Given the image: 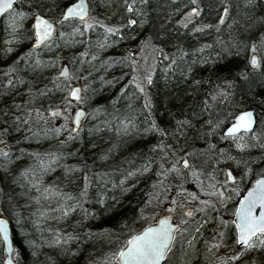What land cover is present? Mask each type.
<instances>
[{"label": "trees", "instance_id": "16d2710c", "mask_svg": "<svg viewBox=\"0 0 264 264\" xmlns=\"http://www.w3.org/2000/svg\"><path fill=\"white\" fill-rule=\"evenodd\" d=\"M68 1L15 0L0 17V214L12 264H113L152 205L201 212L215 172L196 150L216 151L220 167L248 164V179L264 173V0H87V19L58 22ZM36 11L55 28L32 48ZM72 81L85 110L75 132L63 107L48 113ZM243 108L256 121L237 143L222 128Z\"/></svg>", "mask_w": 264, "mask_h": 264}, {"label": "flooded vegetation", "instance_id": "af4514ba", "mask_svg": "<svg viewBox=\"0 0 264 264\" xmlns=\"http://www.w3.org/2000/svg\"><path fill=\"white\" fill-rule=\"evenodd\" d=\"M250 55L251 53L248 57L249 63ZM252 112L254 120L256 121L255 112L253 110ZM252 129L250 131H241L235 135L249 133ZM224 136L227 137L233 135ZM186 165L181 166L186 167ZM239 166L240 168L238 170L227 166L223 167L224 180L219 181L215 179L212 186V190L215 193L213 198L214 201L205 202L210 203L211 208L202 207V211L198 214L183 215L184 217L180 219H178L176 215L171 214V221L175 224V229L169 246L164 253V257L159 264H184V262H189L191 264H224V262L220 260L221 256H225L227 261H230L231 264L237 261L238 257L241 258V261H245L244 253L248 246L238 244L236 241V228L234 224L235 209L238 198L251 185L253 179L264 173L258 174L252 179H248L250 166H248V164H240ZM226 168L230 171V180L226 178ZM216 185L220 186L222 195L219 194ZM256 209L257 208H255V210ZM197 215L199 216L197 217ZM216 219H219L220 226L216 225L215 228ZM216 231H218L217 234ZM215 236H217V238L213 241ZM257 238H261V241H263L264 232L256 233V235L251 237L250 241ZM223 247L226 248L224 249ZM216 250H218L217 253L209 259L208 255ZM221 252L222 255H220ZM242 264H244V262H242Z\"/></svg>", "mask_w": 264, "mask_h": 264}, {"label": "water", "instance_id": "95a60500", "mask_svg": "<svg viewBox=\"0 0 264 264\" xmlns=\"http://www.w3.org/2000/svg\"><path fill=\"white\" fill-rule=\"evenodd\" d=\"M14 2H15V0H13V3ZM78 3H79V0L68 1L61 8L60 13L57 17V21L61 22L63 20H67V19H76V20L87 19L89 16V13H90V9H89V5H88L87 0H84V4H85V8H86V14L84 15L83 19H81L80 16H71V17L65 18L66 14H67V10L70 7H72L73 5L78 4ZM8 10L9 9L0 13V17L3 15V13H5ZM190 11L194 12L195 7L192 6L190 8ZM223 11H224V9H221V12H220L219 17H218L219 20L222 18ZM37 18H40V19L46 21L47 24L51 26L50 35L43 41H40L36 35L37 29H36L35 25L37 23ZM29 24H30V30H31V40H30L29 45L32 48L38 47L41 44H43L54 33L55 21L48 18L46 15H44L40 12L36 11L30 16ZM249 60H250L251 65H255L256 54L251 53ZM67 74H68V67L65 63H62L59 66V68L56 72V75L58 77H64ZM75 90H78V98H75L72 96V93ZM80 93H81L80 84L78 82L70 83L66 88V99L77 102L80 99ZM61 110H62V106L54 105V106H51L48 108V113L50 115L56 116L61 112ZM78 113L81 114L79 117H77ZM245 113H251L250 127H248L247 130H245L244 127H241L240 131H238L234 134H229V130L238 124V122H239L238 117H240L241 115H243ZM84 114H85V110L80 105L76 106L72 110V112L70 113V117H69L70 130L72 132H75L78 129ZM254 122H255L254 115H253V112L251 109H240L234 113L232 119L224 126V128L222 130V134L223 135H235L241 131H250L254 125ZM245 123H247V122H245ZM186 163H187L186 157H182L180 160V164L182 166H185ZM225 175H226V178L228 180L231 179V174H230V171L228 168L225 169ZM259 181H264V174L255 177L253 179L251 185L246 189V191L237 200V205H236L235 214H234L235 215L234 216V224H235V228H236V241H238L239 236H240V231L237 227L238 223H240L239 218H238V209L243 211V209L245 208L246 205L242 204V201H246V198L251 199L249 197L250 193H253L257 196L261 195V185L258 183ZM216 189L219 191V194L222 195V192H221L219 185H216ZM255 208H257V209L255 210ZM261 214H264V208L261 207L259 201H256L255 207L252 210V215L254 217H259ZM0 220H3L7 226V239H5L4 235L2 233H0V242H1V246H2V249L4 251V254H5V259L3 261V264H12V260L10 257L11 250H12V244H11V229H10L9 221H8L7 217H5L4 215H1V214H0ZM161 229H164L167 231V235L169 237V239H168V246H169V243L171 241V238H172V235H173V232L175 229V224L171 221V214L169 211L160 212L159 214H157V216L152 221L145 223L137 231L130 234L127 237L125 243L117 250V252L115 254V263L116 264H138V261L135 260L133 258V256L129 255V253L132 251V248H133V244H130L129 242L132 241L133 243H135L136 238L144 236V234L146 232H148L149 230H153L154 232H158ZM258 233H263V232H258ZM238 244H242V243H238ZM162 259L159 260L158 264L162 261Z\"/></svg>", "mask_w": 264, "mask_h": 264}, {"label": "snow or ice", "instance_id": "6c2138e0", "mask_svg": "<svg viewBox=\"0 0 264 264\" xmlns=\"http://www.w3.org/2000/svg\"><path fill=\"white\" fill-rule=\"evenodd\" d=\"M12 5L13 0H0V13L7 9H11ZM85 14L86 8L84 0H79L78 4L73 5L67 10L65 18L80 16V18L83 19ZM35 27L37 29L36 35L40 41L45 40L50 35L51 26L48 25L46 21L37 18ZM72 96L78 98V90L73 91ZM80 115L81 114L78 113L77 117ZM238 121V124L229 130V134L240 131L241 127L247 130V128L250 127L251 113L241 115L238 117ZM258 183L261 185V195L257 196L250 193L249 197L251 199L246 198V201H242V204L246 205L243 211L238 209L240 223H238L237 227L240 231V236L237 242L249 247L251 246L249 243L251 237L258 232H264V214H261L259 217H254L252 215V210L255 207L256 201H259L261 207L264 208V181H259ZM0 233L7 239V226L3 220H0ZM168 239L167 231L164 229L158 232L149 230L144 236L136 238L135 243L132 241L129 242L133 244L132 251L129 255L133 256V258L138 261V264H158L159 260L164 257L165 250L168 248Z\"/></svg>", "mask_w": 264, "mask_h": 264}, {"label": "rangeland", "instance_id": "374dc122", "mask_svg": "<svg viewBox=\"0 0 264 264\" xmlns=\"http://www.w3.org/2000/svg\"><path fill=\"white\" fill-rule=\"evenodd\" d=\"M185 16H190V13L189 12H185ZM11 51L12 50L8 51L9 54L11 53ZM73 82H75V81H72L70 83H73ZM68 84L69 83H67V86H68ZM78 105H80V101H77V102L72 101V100H66V101H64L63 104H62V107H63V111L66 112V116L70 117V113ZM241 138H243V134L242 133L238 134V136L234 140H235V142L238 143ZM188 149H184L182 151L181 156H186L187 152L189 151ZM196 157H199L201 159L200 162H199V165H207L209 167L210 171L208 170L209 172L207 171L208 172V173L206 172L207 174H209V173L211 174L212 172H215L214 175H215V179L216 180H219V181L224 180L223 167H220L219 166V157L217 156L216 151L206 150V148H205V150H200L198 152L196 150L194 152V155H193L192 158H194V160H195ZM190 164H191V162H190ZM189 165L187 166L186 169H188V172H191V170H192L191 167H193V166H189ZM12 174L13 173H11V175ZM202 205H203L204 208L205 207L211 208V204L210 203H204ZM185 210H186V212H189V207H187ZM164 211H166V210L164 209L163 206L152 205L151 206V209L148 212V215L146 216L147 218L145 220H148L147 222H150V221H152L157 216V214H159L160 212H164ZM196 212H198V211H196ZM183 215L184 214L180 212V214H178L176 216H177L178 219H180V218L183 217ZM198 216L199 215H197V217ZM204 217H205V215H204ZM144 224L145 223H142L136 229V231L141 226H143ZM216 225L217 226H220L219 219H216V224L214 226L215 228H216ZM217 233H218V231H216V234ZM216 238H217V236H215L213 238V241ZM263 241L261 242V238H257V239H254V240L250 241L249 243H250L251 246L250 247L248 246L246 248V250H245V253H244V259H245V261H241L240 260L241 258L238 257V260L235 261V262H233L232 264H242V262H244V264H257V263H260V262L263 263L264 262V242ZM223 248L225 249L226 247H223ZM217 251L218 250L212 251L211 254L208 255L209 259H211L217 253ZM220 255H222V252L220 253ZM220 260L223 261L224 264H231L230 261H227V259H226L225 256H221V259ZM113 264H116V263L113 262Z\"/></svg>", "mask_w": 264, "mask_h": 264}]
</instances>
